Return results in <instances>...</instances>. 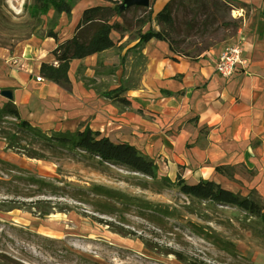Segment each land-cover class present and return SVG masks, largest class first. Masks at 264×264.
I'll list each match as a JSON object with an SVG mask.
<instances>
[{
	"label": "rangeland",
	"instance_id": "obj_1",
	"mask_svg": "<svg viewBox=\"0 0 264 264\" xmlns=\"http://www.w3.org/2000/svg\"><path fill=\"white\" fill-rule=\"evenodd\" d=\"M32 1L0 0L1 49L20 54L33 39L42 40L53 24L54 33L59 25L72 23L71 15L53 18L52 11L34 22L28 13ZM102 1L112 7L121 3ZM148 11L134 7L122 14L130 39L140 31L136 21H146ZM175 15L182 36L183 14ZM230 17L229 12L224 18L229 26L219 35L207 34L215 40L227 33L223 48L237 42L234 38L242 24V18ZM115 34L109 35L114 46L107 57L113 69L123 62L115 56L124 48L117 46ZM197 38L190 37L174 48L194 55L201 50L194 46L200 43ZM83 75V66H77V78L103 90L101 83L94 84ZM6 101L0 96V108ZM52 114L31 117L23 112L19 119L42 133L90 128L84 126L86 121L67 118L64 123ZM17 124L14 118L0 115V264H264V224L237 207L186 197L176 187L164 185L161 178L168 177L158 175V170L157 179L152 180L122 166L98 165L71 153L60 156L41 142L23 137L18 138L22 149L9 148L5 133H24ZM32 150L42 151L44 157L26 156ZM95 188L107 196L96 194ZM159 210H167L172 217L162 218Z\"/></svg>",
	"mask_w": 264,
	"mask_h": 264
},
{
	"label": "crops",
	"instance_id": "obj_2",
	"mask_svg": "<svg viewBox=\"0 0 264 264\" xmlns=\"http://www.w3.org/2000/svg\"><path fill=\"white\" fill-rule=\"evenodd\" d=\"M169 1L149 2L151 16L141 34L159 30L154 18ZM222 1L230 18H242L234 40L243 43L245 64L230 78L215 71L222 43L187 56L165 40L138 46V34L130 39L124 30L114 32L117 46H124L115 57L123 62L112 68L111 49L73 60L67 72L70 91L64 90L39 75L40 65L57 66L53 51L72 38L82 11L112 7L82 0L76 15L71 12L72 23L54 31L56 40L33 39L20 54L0 48V91L12 92L19 114L52 112L62 122L86 121L84 126L112 143L134 147L172 182L177 177L190 185L213 182L241 197L255 192L264 205V0ZM79 65L103 90L76 77Z\"/></svg>",
	"mask_w": 264,
	"mask_h": 264
},
{
	"label": "trees",
	"instance_id": "obj_3",
	"mask_svg": "<svg viewBox=\"0 0 264 264\" xmlns=\"http://www.w3.org/2000/svg\"><path fill=\"white\" fill-rule=\"evenodd\" d=\"M78 0H33L28 7L29 16L34 22H39L41 17L53 12V18L59 17L61 14L66 16L71 15V10ZM108 1V0H106ZM110 1V0H109ZM120 5V4H119ZM119 5L115 7H92L82 13L81 19L75 28V33L70 40L60 44L53 51L57 66L42 63L39 67V75L50 81L64 90L70 91V82L67 78L69 63L73 60L84 59L88 56L99 54L112 48L114 45L109 38L110 33H121L125 29L122 24L111 20L114 17L123 18V13L129 10L130 7L122 12H119ZM230 8L222 0H170L164 8L155 16L154 20L159 26L158 31L149 29L144 34L138 32V46H141L150 39L165 40L169 43L170 48L175 49L178 44H184L188 38L198 37L195 47L207 49L213 46L214 43H221L227 39L228 34L222 32L221 37L213 40L207 34L219 35L224 26H229V21H225ZM175 12H180L183 19L180 21V26L184 27V35L180 36L177 25V16ZM151 11H148L146 21H136L140 27H143L150 19ZM220 23L218 24V22ZM50 29L43 37L53 38L56 40V34ZM215 35V36H216ZM210 37V38H209ZM218 37V36H217ZM200 39V40H199ZM211 42V44H209ZM190 46L189 43H187ZM85 83V82H84ZM86 86L88 83L86 81ZM117 91L110 94L115 95ZM0 115L3 117L9 116L18 121V128L24 133L15 134L5 133L7 146L9 148H18V142L23 138H29L30 141L41 142L46 147L57 152L60 156L65 153L74 154L85 161H93L98 165L109 163L113 166L125 167L128 171L144 175L152 180L157 179V167L147 157L142 155L134 147L127 144H115L107 138L100 136L98 132L92 131L85 127L82 130L74 132L64 131L55 132L49 131L42 133L32 128L26 121L19 119V112L16 106L11 101H6L0 108ZM17 133V132H14ZM20 135V136H19ZM32 150L26 151V156L29 158H43V152ZM218 170V169H217ZM164 185H172L176 187L182 195L196 199L198 201H207L215 205H229L240 209L247 217L255 218L264 224V205L258 198L255 192H251L247 197H241L238 194H233L222 189L219 185L213 182H198L190 185L181 179L171 182L167 178H161ZM36 185L43 186V182L34 180ZM96 194H104L107 192L95 188ZM141 206V205H140ZM15 207H11L13 209ZM150 210V207H144ZM43 213L42 215H45ZM162 218L172 217V214L167 210H159L157 213ZM160 220V219H159Z\"/></svg>",
	"mask_w": 264,
	"mask_h": 264
},
{
	"label": "built area",
	"instance_id": "obj_4",
	"mask_svg": "<svg viewBox=\"0 0 264 264\" xmlns=\"http://www.w3.org/2000/svg\"><path fill=\"white\" fill-rule=\"evenodd\" d=\"M242 52L243 43L240 39L235 44L224 47L215 63V71L222 78H230L234 74L237 65L245 64Z\"/></svg>",
	"mask_w": 264,
	"mask_h": 264
},
{
	"label": "water",
	"instance_id": "obj_5",
	"mask_svg": "<svg viewBox=\"0 0 264 264\" xmlns=\"http://www.w3.org/2000/svg\"><path fill=\"white\" fill-rule=\"evenodd\" d=\"M150 0H121L119 5V12H122L130 7L148 8ZM0 96L7 101H12V92L10 90H1Z\"/></svg>",
	"mask_w": 264,
	"mask_h": 264
}]
</instances>
